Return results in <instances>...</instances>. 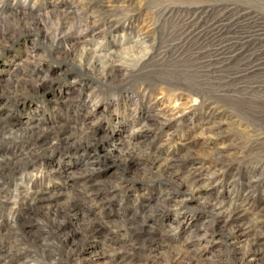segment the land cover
<instances>
[{"label": "rangeland", "instance_id": "rangeland-1", "mask_svg": "<svg viewBox=\"0 0 264 264\" xmlns=\"http://www.w3.org/2000/svg\"><path fill=\"white\" fill-rule=\"evenodd\" d=\"M239 11L264 16V0H0V264L264 263L235 253L250 238L237 225L264 230V70L252 71ZM85 124L105 168L93 201L67 211L94 155ZM60 126L74 134L54 147L31 134ZM192 166L200 183L187 181ZM216 200L242 218L214 223Z\"/></svg>", "mask_w": 264, "mask_h": 264}, {"label": "bare ground", "instance_id": "bare-ground-1", "mask_svg": "<svg viewBox=\"0 0 264 264\" xmlns=\"http://www.w3.org/2000/svg\"><path fill=\"white\" fill-rule=\"evenodd\" d=\"M71 128L72 127H69V126L68 127L67 126H64V127L60 126V127H55V128L52 127V128H43V129H39V130L36 129V130L39 131L37 136L35 134L36 132H33L31 134L36 137V141L42 142L43 144H45V143H47V142H49L51 140L50 146L52 145V147H54L58 143H61L63 141L67 142V141L70 140V138L72 139V136H73L74 132H71L72 131ZM79 130H81V133H85L86 134V138L88 139L87 142L85 143L86 144L85 148L87 149V152H88L89 156L92 155V154H94V155L90 156L89 157L90 159H88V160H86V161H84L83 163L80 164V165H83V168L81 170L82 173H81V178L80 179H82V181H83V183L85 185V188H83L85 190L84 191L81 190L80 193L76 194L77 195V200H74V201L71 200L69 202V205L67 206L68 207L67 211H71V210L76 209V208L78 209L79 207H81L82 202H87L88 203L89 201H93L92 199H93V195L95 193H91V191H90L91 184L96 183V182H98L100 180H94L93 179L94 174L92 172L94 170H96V169L105 168V166H99V165L97 166L96 164H99V163H97L95 161V159H96L95 158L96 157L95 154H99L100 153V144H101V141H99V139H97V137H96V128H94L93 125L85 124L83 127H79L76 131L79 132ZM48 138H50V139L47 140ZM56 141H57V143H56ZM58 145H60V144H58ZM113 149L114 150L111 153H117V151L120 148H119V146L115 145V147ZM94 152H96V153H94ZM102 154H104V153H102ZM123 157H125V156H123ZM149 159L150 160L147 159L146 162L143 164L145 167H146V165L147 166L148 165L154 166V165L159 164V159H160L159 156H155V157L153 156L152 158H149ZM169 161H167L165 166H164V167H166V169L169 170V169H174V168L177 167V165H175L171 161H170L171 162L170 163ZM116 166H117V168L121 167V164L119 163V161L117 159H116ZM146 171H147V169H146ZM187 171H188L187 172L188 173L187 181H191L193 184H196V183H200L203 180V177L199 173L200 167L192 166V167L188 168ZM172 174L174 176L181 175V171L180 170H175L174 172H172ZM64 176H66V175H64ZM72 176H74V175H72ZM174 176H172L171 178L174 179ZM66 177H68V179H69L71 177V175H67ZM173 189L174 188L171 187V188H169L167 191H165L162 194V198L160 200H158V202L155 205V207L153 206L156 209H155V211L153 210L154 212L153 211L151 212L152 214L153 213H157L159 211L162 212L165 207H168L169 203L175 197V195H174L175 192L177 191V190H175V189L173 190ZM44 193L40 192V191L34 192L33 193V197L35 199L34 201L36 203H39V204H42V203H45V202H52V201L54 202V200H52L54 198L53 197L54 195H45ZM225 204H226L225 200L224 201L223 200H216V202L211 204V206H210L211 207V212H212L213 215H215L214 216V219H215L214 223H216L218 221L222 222L219 219V216L221 214L224 215V213L230 212V216L232 214L236 215V212H235L236 208H233L234 207L233 205H236V204H234V203L230 204L229 205L231 207V209H229L230 211H224L222 208L224 207ZM213 211L216 212V213H213ZM223 215H222V219H224L223 220L224 225L230 223L233 220V218L235 219V221H238L239 219L242 218L239 215H237L236 217H233V218H232V216L228 217V218H225V217H223ZM208 222L212 223L213 220H209ZM91 225H92V228H94V230H96L98 233H100L102 231V229H103V226L100 223H98L97 225L96 224H94V225L91 224ZM211 226L212 225H210V224L208 225L207 223H205L203 225V228H204V230L208 231V229ZM236 230H238L237 232H240V234H244V236L245 235H249L250 236V238L248 240L246 239L245 241H243L242 242L243 244L240 245L239 247H237V249L235 250L236 255L241 259V262L244 263L246 261L254 262V261H262V260H264V256L261 254L262 247L264 246V230L261 228V221L260 220H257V221L253 220L252 222H248L245 227H243L241 225H237V229ZM212 232H214V230H212ZM204 236H206V238L207 237L211 238V237H213V234H204ZM227 239H232L233 240L235 238H233V237L231 238V235H228ZM162 241L163 240L161 238V239H158L157 241H153V242L157 246V245H160L161 243H163ZM184 252L186 253V251L182 250L179 254L181 256L189 257L190 263H193V262H200V263L204 262L203 261L204 260L203 253L195 252V253H192L190 256H188ZM95 254L99 255V252H97ZM92 260L93 259L88 260L89 263H92ZM175 262H176V260H175ZM261 264H264V263H261Z\"/></svg>", "mask_w": 264, "mask_h": 264}, {"label": "built area", "instance_id": "built-area-1", "mask_svg": "<svg viewBox=\"0 0 264 264\" xmlns=\"http://www.w3.org/2000/svg\"><path fill=\"white\" fill-rule=\"evenodd\" d=\"M249 12L245 11H239L238 12V26L242 30V26H246L245 31L240 34V36L243 37L242 42L243 44H249L250 47H252L254 50H257L256 56H254L253 59H256L255 61L252 62L250 66L253 67L252 71H257L258 73L264 70V54H263V44L261 45V40L262 36L264 35V16L261 13H251L248 14ZM247 39V40H244ZM256 42V43H254ZM259 43V46L261 47V50L256 49L257 47L255 46ZM254 43V44H253ZM263 48V49H262ZM262 51V52H261ZM249 66V67H250Z\"/></svg>", "mask_w": 264, "mask_h": 264}]
</instances>
